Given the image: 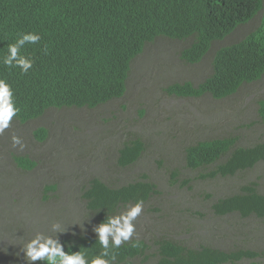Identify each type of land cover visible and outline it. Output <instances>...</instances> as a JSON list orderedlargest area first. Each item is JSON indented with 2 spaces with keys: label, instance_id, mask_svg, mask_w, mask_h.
Wrapping results in <instances>:
<instances>
[{
  "label": "rangeland",
  "instance_id": "obj_1",
  "mask_svg": "<svg viewBox=\"0 0 264 264\" xmlns=\"http://www.w3.org/2000/svg\"><path fill=\"white\" fill-rule=\"evenodd\" d=\"M261 15L262 10L214 42L197 64L181 58L186 42L159 38L149 43L133 60L120 99L95 108H51L26 123L13 120L0 135V264H27L20 244L36 232L54 235L53 222L69 226L61 241L96 236L92 227L99 223L83 198L90 180L98 177L116 187L144 174L158 184L159 192L144 203L134 238L149 244L150 261L156 260L158 241L170 238L194 247L209 243L227 251L256 250L262 254L225 264H264V219L218 216L212 207L219 197L239 192L250 181L258 182L264 192V162L233 177H212L208 173L214 165L192 169L185 157L187 146L200 140L237 136L235 145L247 146L264 139V119L259 114L264 75L222 99L208 93L195 98L164 91L173 82H202L212 72L215 50L242 39L258 26ZM40 126L48 129L45 140L35 137ZM136 134L144 142L141 156L132 164L120 165V148ZM13 135L26 145L23 151L13 148ZM15 155L29 156L36 166L19 167ZM53 185L55 190L50 188Z\"/></svg>",
  "mask_w": 264,
  "mask_h": 264
},
{
  "label": "trees",
  "instance_id": "obj_2",
  "mask_svg": "<svg viewBox=\"0 0 264 264\" xmlns=\"http://www.w3.org/2000/svg\"><path fill=\"white\" fill-rule=\"evenodd\" d=\"M261 10L256 28L215 50L212 72L202 82H173L164 88L178 97L198 98L208 93L215 99L228 97L244 83L264 75V0H0V61L8 54V45L21 34L38 32L42 37L39 43H26L20 50L21 55L35 60L28 74L0 63V78L12 84L21 108L14 121L26 123L51 108H95L120 99L127 90L133 60L149 43L159 38L186 42L180 56L187 63L197 64L214 42L225 39ZM45 45L47 54L42 51ZM259 104L264 119V99ZM140 113L143 115L145 109ZM34 134L45 140L48 129L40 126ZM238 139L216 137L187 146V166L197 169L214 165L208 176L233 177L264 162V139L247 146L235 145ZM143 150L142 137L136 134L128 138L119 150L118 163L132 164ZM14 158L21 168L36 166L27 155ZM157 185L147 174L117 187L94 177L83 198L100 223L125 204L139 199L148 202L159 192ZM212 207L218 216L264 219V192L258 182L250 181L239 192L219 197ZM96 241V236L78 235L61 242L65 251L81 248L91 259L101 251ZM134 241L136 247L130 241L116 250V264H225L262 254L244 248L227 251L209 243L194 247L161 238L154 252L156 260L150 261L149 244L143 239Z\"/></svg>",
  "mask_w": 264,
  "mask_h": 264
},
{
  "label": "clouds",
  "instance_id": "obj_3",
  "mask_svg": "<svg viewBox=\"0 0 264 264\" xmlns=\"http://www.w3.org/2000/svg\"><path fill=\"white\" fill-rule=\"evenodd\" d=\"M41 39L38 32L21 34L15 43L8 45V54L0 63L7 69L19 68L22 75L28 74L33 69L35 60L21 55L20 50L26 43L37 44ZM42 51L47 54L48 46L45 45ZM20 112L21 108L17 104L12 84L7 79L0 78V135L11 127L14 118H18ZM12 146L13 148L19 146L21 151L26 147L21 138L15 135L12 136ZM143 211L144 200L139 199L134 204H125L124 210L119 214L107 216L99 224L93 225L92 231L97 237L101 251L91 259L81 248L78 251H65V244L59 237L68 232L69 226H64L60 222L51 224V233L54 235L36 232L26 243L20 244V250L24 253L27 264H36L37 261L41 264H116V250L130 241L133 242V247L137 246L134 241L137 235L136 221ZM80 227L83 229L84 224Z\"/></svg>",
  "mask_w": 264,
  "mask_h": 264
}]
</instances>
